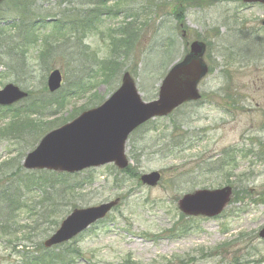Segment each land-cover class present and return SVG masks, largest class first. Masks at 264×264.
I'll return each instance as SVG.
<instances>
[{
  "label": "rangeland",
  "instance_id": "obj_1",
  "mask_svg": "<svg viewBox=\"0 0 264 264\" xmlns=\"http://www.w3.org/2000/svg\"><path fill=\"white\" fill-rule=\"evenodd\" d=\"M83 1L0 4V89L14 83L30 91L31 100L53 95L51 108L39 112L48 124L44 131L102 103L125 71L144 100L157 98L163 77L193 41L205 43L210 69L199 85L202 98L133 131L129 171L106 164L63 176L62 186L75 189L51 198L58 212L43 218L42 209L17 211L11 220L15 234L0 231V264H25L27 254L43 253L44 241L74 206L116 197L120 204L104 220L59 247L68 264H264V5L111 0L100 5L107 15L90 28L80 18L94 5ZM64 15L65 35H55V24L46 20ZM126 26L134 35L130 46L122 41ZM54 69L63 84L50 93L47 79ZM12 117L0 108V126ZM38 131L26 141L0 138V162L32 150L46 133ZM152 171L161 173L160 182L143 184L141 175ZM224 186L233 192L221 215L188 217L180 211L185 194ZM28 197L31 204L39 199L36 192Z\"/></svg>",
  "mask_w": 264,
  "mask_h": 264
},
{
  "label": "water",
  "instance_id": "obj_2",
  "mask_svg": "<svg viewBox=\"0 0 264 264\" xmlns=\"http://www.w3.org/2000/svg\"><path fill=\"white\" fill-rule=\"evenodd\" d=\"M243 1L264 5V0ZM190 44L188 55L163 78L157 99L143 100L135 80L125 72L120 86L101 105L83 111L72 121L44 135L36 148L24 157L23 167L69 173L113 162L119 169L127 167L130 161L126 155V143L132 131L152 118L167 116L188 101L200 99L198 84L208 73L203 60L206 45L201 41ZM61 83L60 70L51 71L48 77L51 93L58 90ZM27 95L26 91L9 83L0 89V105L10 106ZM160 178V172L153 171L143 174L141 181L156 186ZM232 192L231 186L200 189L185 194L177 204L187 215L214 217L228 205ZM118 203L119 198H116L100 205L73 209L44 241L45 247L70 241L103 219ZM259 235L264 238V227Z\"/></svg>",
  "mask_w": 264,
  "mask_h": 264
},
{
  "label": "trees",
  "instance_id": "obj_3",
  "mask_svg": "<svg viewBox=\"0 0 264 264\" xmlns=\"http://www.w3.org/2000/svg\"><path fill=\"white\" fill-rule=\"evenodd\" d=\"M64 0H61V3ZM111 0H85L83 4L88 2L89 6L94 5L91 8L85 10V12H92L89 16L88 14H82L80 17V23L82 27H95L92 23L93 20L101 17L102 14L107 15V11L103 9V5ZM119 0H115L118 2ZM188 0H182V3ZM102 7H101V6ZM179 6V7H178ZM178 10L181 12L182 5H178ZM185 6V4H184ZM105 11V12H104ZM179 12V13H180ZM177 14L176 17L182 22L181 14ZM67 14V13H65ZM63 17H66L63 18ZM64 20L55 19L54 26L56 30H58L57 34L65 31L67 17L63 16ZM72 23V21H71ZM89 24V25H88ZM129 25V23H128ZM126 26V36L123 37L122 41L130 46L134 40V35H131V32H127ZM97 28V27H96ZM63 35L64 32H63ZM48 43V41H47ZM47 53H50L49 49ZM45 53H43V56ZM30 94V91H29ZM53 95L45 93L40 98L32 99L31 94L27 99H25L21 103H25L18 107L13 105L11 107L5 108L9 114H12V119L6 122L5 124L0 126V138L7 140H23L26 141L29 135H39L38 129L40 131H44L48 128V124L43 122V117L40 116V113H43L51 108V98ZM20 104V103H19ZM18 105V104H17ZM43 122V123H42ZM47 131V130H46ZM44 131V132H46ZM41 133V132H40ZM41 135V134H40ZM39 135V136H40ZM8 137V138H7ZM28 146V145H27ZM30 150V148H28ZM27 152V151H26ZM26 152L21 153L19 156L16 155L13 158L0 162V231L2 233H11L15 234L16 231L11 230L13 222L12 217L18 214L17 211L21 210H29L31 212H35L36 209H42L40 213L43 218H47L46 216H50L56 212H58L57 202L53 203L51 198H62L65 194L70 192V190H74L71 188H67L66 186H62V178L63 176H69L67 173H57L53 171L47 170H39V171H28L23 169L21 165V161L25 156ZM130 166L127 167L124 172L129 171ZM37 193L38 201H31L33 204L29 203L27 198L28 193ZM76 206H74L75 208ZM4 218V219H3ZM60 247V246H59ZM59 247H55L57 250L46 249L43 253L36 256L28 255L25 257V264H68L65 260V253L62 254L58 252ZM29 253V252H27ZM131 264H136L135 261L131 262Z\"/></svg>",
  "mask_w": 264,
  "mask_h": 264
}]
</instances>
